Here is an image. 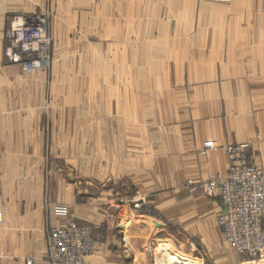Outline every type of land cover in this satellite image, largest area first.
I'll list each match as a JSON object with an SVG mask.
<instances>
[{"label": "rangeland", "instance_id": "374dc122", "mask_svg": "<svg viewBox=\"0 0 264 264\" xmlns=\"http://www.w3.org/2000/svg\"><path fill=\"white\" fill-rule=\"evenodd\" d=\"M17 5L6 49L11 21L33 13L49 16L53 44L50 67L30 74L5 51L24 77L0 87L16 105L0 107L2 192L22 201L0 203L5 228L73 221L128 264H243L219 199L185 180L218 173L200 166L225 153L204 152L210 140L248 142L247 162L264 167V0Z\"/></svg>", "mask_w": 264, "mask_h": 264}, {"label": "built area", "instance_id": "2783aa9c", "mask_svg": "<svg viewBox=\"0 0 264 264\" xmlns=\"http://www.w3.org/2000/svg\"><path fill=\"white\" fill-rule=\"evenodd\" d=\"M7 42L9 59L21 64L25 74L50 67L53 41L47 14L15 17ZM250 146L248 142L222 146L216 141H206L203 151L222 148L228 155L229 169L201 182L188 179L187 186L192 191L213 194L222 202L223 210L218 217L220 229L232 247L245 257L243 264H264V167L247 162ZM96 251L92 227L69 221L48 230L47 264H88L87 259ZM26 264H34V259L28 258Z\"/></svg>", "mask_w": 264, "mask_h": 264}, {"label": "crops", "instance_id": "0c3cea01", "mask_svg": "<svg viewBox=\"0 0 264 264\" xmlns=\"http://www.w3.org/2000/svg\"><path fill=\"white\" fill-rule=\"evenodd\" d=\"M18 0H0V87H14L17 83L23 82L22 69L18 64H11L6 62V29H7V16L15 14L18 10ZM22 73V74H21ZM0 92H2L0 90ZM0 101V107H14L16 105L7 103L11 100L9 97H4ZM218 140V139H215ZM220 141V140H218ZM221 142V141H220ZM229 159L224 153H217L208 158V161L201 162L200 166L210 173L214 172H227L229 169ZM204 176V174H203ZM0 203L2 204H16L22 203L18 201L17 196L13 195L12 199L5 198L2 192V177L0 179ZM41 179H38V185ZM205 180L198 179L196 182ZM187 181V179L185 180ZM5 182V181H4ZM39 188H36L38 190ZM192 191V190H191ZM195 194H201V190L193 191ZM31 200H25L27 203H34L41 205L42 200L36 199L34 194L30 195ZM220 201V200H219ZM38 217L41 218L43 210L37 207ZM223 210V204L220 201V213ZM218 215V216H219ZM3 216V224L0 226V264H26L28 258L34 259V264H47V231L38 232L33 229V226L27 228H5L6 220ZM4 225V226H3ZM98 251L95 255L90 256L87 260L88 264H128L123 263L121 253L116 251L114 247H109L107 243L97 242ZM128 251V250H127Z\"/></svg>", "mask_w": 264, "mask_h": 264}, {"label": "bare ground", "instance_id": "6f19581e", "mask_svg": "<svg viewBox=\"0 0 264 264\" xmlns=\"http://www.w3.org/2000/svg\"><path fill=\"white\" fill-rule=\"evenodd\" d=\"M134 45V44H133ZM256 165H258V166H261V165H259V164H256ZM222 203V202H221ZM219 217V216H218Z\"/></svg>", "mask_w": 264, "mask_h": 264}]
</instances>
